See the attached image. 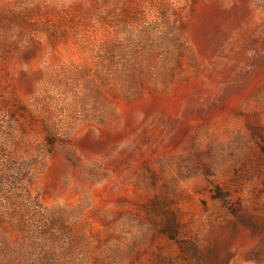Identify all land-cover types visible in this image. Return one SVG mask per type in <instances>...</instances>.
Masks as SVG:
<instances>
[{"label":"rangeland","instance_id":"rangeland-1","mask_svg":"<svg viewBox=\"0 0 264 264\" xmlns=\"http://www.w3.org/2000/svg\"><path fill=\"white\" fill-rule=\"evenodd\" d=\"M15 165L0 264H264V0H0Z\"/></svg>","mask_w":264,"mask_h":264},{"label":"trees","instance_id":"trees-1","mask_svg":"<svg viewBox=\"0 0 264 264\" xmlns=\"http://www.w3.org/2000/svg\"><path fill=\"white\" fill-rule=\"evenodd\" d=\"M6 158H7V161H10L11 159H13L12 155H8ZM19 169L20 168L17 165H15V167L8 168L5 172L3 170L0 171V193H1V189H3V186H4L3 181L7 182V184L9 186H13L14 184H12V183H15V182L17 183V178L15 177V175L16 174L21 175L20 173H18ZM29 173H30L29 171L23 172V176L28 178ZM7 174L9 175V179H7V176H6ZM9 189H14V188L10 187ZM0 213H2V212L0 211Z\"/></svg>","mask_w":264,"mask_h":264}]
</instances>
